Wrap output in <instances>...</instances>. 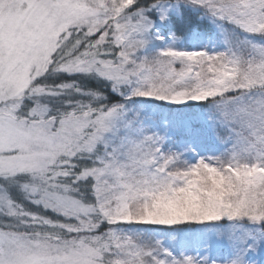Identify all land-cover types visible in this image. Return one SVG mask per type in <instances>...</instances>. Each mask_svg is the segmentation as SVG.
I'll return each instance as SVG.
<instances>
[{"label": "snow or ice", "instance_id": "snow-or-ice-1", "mask_svg": "<svg viewBox=\"0 0 264 264\" xmlns=\"http://www.w3.org/2000/svg\"><path fill=\"white\" fill-rule=\"evenodd\" d=\"M0 264H264V0H0Z\"/></svg>", "mask_w": 264, "mask_h": 264}]
</instances>
